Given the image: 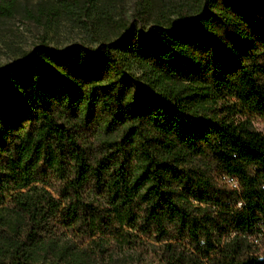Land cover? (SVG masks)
<instances>
[{"label": "trees", "instance_id": "16d2710c", "mask_svg": "<svg viewBox=\"0 0 264 264\" xmlns=\"http://www.w3.org/2000/svg\"><path fill=\"white\" fill-rule=\"evenodd\" d=\"M82 1L51 0L114 26L102 0ZM141 5L146 30L120 23L116 40L61 52L43 41L0 69V203L18 214L0 215V264H128L59 244L50 209L10 193L51 179L66 228L107 233L123 215L168 243L160 264H264V133L236 121L264 118V0Z\"/></svg>", "mask_w": 264, "mask_h": 264}, {"label": "rangeland", "instance_id": "374dc122", "mask_svg": "<svg viewBox=\"0 0 264 264\" xmlns=\"http://www.w3.org/2000/svg\"><path fill=\"white\" fill-rule=\"evenodd\" d=\"M2 3L5 0H1ZM151 6L155 15L161 12L178 11L186 0H102L98 13L100 17L110 15L115 22L108 25L100 19L83 22L78 15L69 14L51 0H16L15 8L10 15L0 13V69L21 63L27 54L32 52L43 41L55 51H64L75 44H85L98 47L96 39L99 35L107 34V38L118 39L122 23L129 27H139L146 30L148 27L135 20L141 10V3ZM85 3L84 0L82 1ZM178 19V16H173ZM103 33V34H102ZM119 34V35H118ZM249 118L253 128L264 133V118L256 115L240 116L236 121ZM59 184L56 179L38 182L30 181L27 185L16 187L10 191L11 195L22 196L26 201H33L40 206L50 209L49 223L55 227L56 239L59 244L70 240L81 251L105 250L115 259L125 260L128 264H160L159 255L168 243H160L156 239L145 236L133 228L125 216L118 215V230L107 233L98 232L93 236L86 235L77 225L66 228L62 224L63 209L56 211L54 205L61 203ZM91 201L107 206V195H99L93 191L87 192ZM0 203V215L4 219L17 216L16 210L11 207L9 198ZM66 204V202H64Z\"/></svg>", "mask_w": 264, "mask_h": 264}]
</instances>
